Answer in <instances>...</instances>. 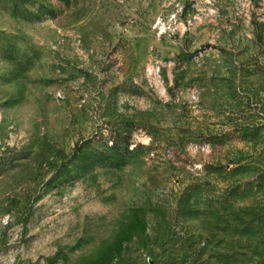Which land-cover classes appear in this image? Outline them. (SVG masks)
<instances>
[{"label":"rangeland","instance_id":"obj_1","mask_svg":"<svg viewBox=\"0 0 264 264\" xmlns=\"http://www.w3.org/2000/svg\"><path fill=\"white\" fill-rule=\"evenodd\" d=\"M0 264H264V0H0Z\"/></svg>","mask_w":264,"mask_h":264},{"label":"trees","instance_id":"obj_2","mask_svg":"<svg viewBox=\"0 0 264 264\" xmlns=\"http://www.w3.org/2000/svg\"><path fill=\"white\" fill-rule=\"evenodd\" d=\"M108 141L111 142L112 149L116 150L119 153L121 152L129 153L131 151L129 150L130 141L128 136L125 137L119 136V134L116 133L115 135L110 136ZM72 158L78 161V164L75 168L76 169L75 173L82 174L85 173L86 171H89L91 168L95 167V165H98V161L102 158V153H98V154H96L95 152L83 153V151L80 152L79 150L77 151L75 150L73 151ZM72 158L70 160H72ZM70 177H74V176H70Z\"/></svg>","mask_w":264,"mask_h":264}]
</instances>
